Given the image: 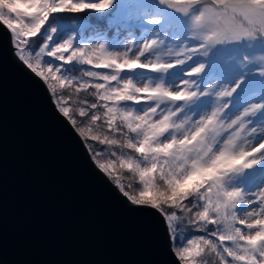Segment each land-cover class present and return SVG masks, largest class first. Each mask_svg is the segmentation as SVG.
<instances>
[{"label":"snow or ice","instance_id":"snow-or-ice-1","mask_svg":"<svg viewBox=\"0 0 264 264\" xmlns=\"http://www.w3.org/2000/svg\"><path fill=\"white\" fill-rule=\"evenodd\" d=\"M0 34L165 256L264 264V0H0Z\"/></svg>","mask_w":264,"mask_h":264},{"label":"water","instance_id":"water-1","mask_svg":"<svg viewBox=\"0 0 264 264\" xmlns=\"http://www.w3.org/2000/svg\"><path fill=\"white\" fill-rule=\"evenodd\" d=\"M21 67L0 34V264H178Z\"/></svg>","mask_w":264,"mask_h":264},{"label":"trees","instance_id":"trees-1","mask_svg":"<svg viewBox=\"0 0 264 264\" xmlns=\"http://www.w3.org/2000/svg\"><path fill=\"white\" fill-rule=\"evenodd\" d=\"M65 18H66V19H70L71 17H70V16H66ZM93 19H94V18H93Z\"/></svg>","mask_w":264,"mask_h":264}]
</instances>
